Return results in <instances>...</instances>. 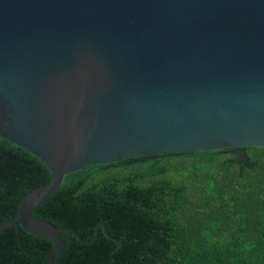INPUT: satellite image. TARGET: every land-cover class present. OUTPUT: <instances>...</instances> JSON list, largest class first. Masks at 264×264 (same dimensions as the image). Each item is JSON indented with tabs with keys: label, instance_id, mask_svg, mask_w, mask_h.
Listing matches in <instances>:
<instances>
[{
	"label": "water",
	"instance_id": "water-1",
	"mask_svg": "<svg viewBox=\"0 0 264 264\" xmlns=\"http://www.w3.org/2000/svg\"><path fill=\"white\" fill-rule=\"evenodd\" d=\"M0 138L50 173L0 231L51 242L54 264L79 238L31 213L65 176L264 147V0H0Z\"/></svg>",
	"mask_w": 264,
	"mask_h": 264
},
{
	"label": "trees",
	"instance_id": "trees-1",
	"mask_svg": "<svg viewBox=\"0 0 264 264\" xmlns=\"http://www.w3.org/2000/svg\"><path fill=\"white\" fill-rule=\"evenodd\" d=\"M49 181L42 162L0 138V224ZM31 214L81 240L62 233L54 264H264V147L82 167ZM19 237L0 231V264H48L51 242Z\"/></svg>",
	"mask_w": 264,
	"mask_h": 264
}]
</instances>
